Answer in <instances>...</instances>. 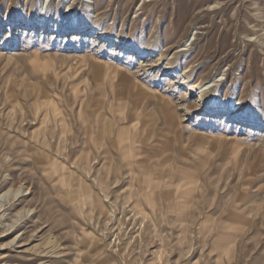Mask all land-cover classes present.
<instances>
[{
    "label": "rangeland",
    "instance_id": "1",
    "mask_svg": "<svg viewBox=\"0 0 264 264\" xmlns=\"http://www.w3.org/2000/svg\"><path fill=\"white\" fill-rule=\"evenodd\" d=\"M0 264H264V0H0Z\"/></svg>",
    "mask_w": 264,
    "mask_h": 264
},
{
    "label": "bare ground",
    "instance_id": "2",
    "mask_svg": "<svg viewBox=\"0 0 264 264\" xmlns=\"http://www.w3.org/2000/svg\"><path fill=\"white\" fill-rule=\"evenodd\" d=\"M231 116H232V117H235V118H238V117L240 118L239 115H235V114H232Z\"/></svg>",
    "mask_w": 264,
    "mask_h": 264
}]
</instances>
